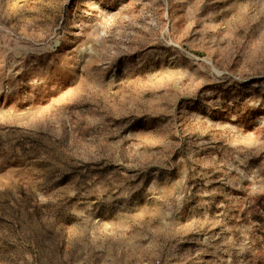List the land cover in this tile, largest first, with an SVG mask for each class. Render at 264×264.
I'll list each match as a JSON object with an SVG mask.
<instances>
[{
    "label": "rangeland",
    "instance_id": "374dc122",
    "mask_svg": "<svg viewBox=\"0 0 264 264\" xmlns=\"http://www.w3.org/2000/svg\"><path fill=\"white\" fill-rule=\"evenodd\" d=\"M0 264H264V0H0Z\"/></svg>",
    "mask_w": 264,
    "mask_h": 264
}]
</instances>
